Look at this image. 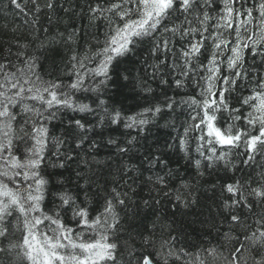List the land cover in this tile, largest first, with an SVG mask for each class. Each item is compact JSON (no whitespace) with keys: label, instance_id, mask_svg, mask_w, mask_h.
Segmentation results:
<instances>
[{"label":"snow or ice","instance_id":"6c2138e0","mask_svg":"<svg viewBox=\"0 0 264 264\" xmlns=\"http://www.w3.org/2000/svg\"><path fill=\"white\" fill-rule=\"evenodd\" d=\"M11 3L24 11V4L18 0ZM89 11L93 19L107 22L105 38L97 41L100 46L95 50L83 54L74 50L69 82L43 79L36 71L35 57L25 59L22 66L0 63V253L15 251L20 264H120L116 207L124 204L122 195L126 193L113 189L102 210L95 213L77 203V197L68 191L56 194L58 204L53 201L52 207L46 206L50 194L46 168L51 157L65 155L60 152L63 141L51 134L48 124L64 110L94 112L78 94L100 93L111 79L114 62L145 40L152 44V55L164 56L161 65L172 55L171 68L182 77L174 81L177 88L192 79L198 89L195 95L179 101L188 109V120L179 137L186 156L191 140H195V152L208 167L222 164L234 169L230 159L233 149L243 148L246 165L257 155L264 156V73L253 72L246 61L250 53L264 64V0H97ZM75 34L74 30L67 41L75 43ZM177 35L186 40L179 51L174 46ZM205 51L208 55L201 60ZM238 90L235 99L239 107H233L232 98ZM104 103L98 100V106ZM176 104L175 98H169L164 107L171 110ZM161 111L160 105L135 114L104 108L98 123L107 118L113 125L123 123L125 128L143 131ZM224 112L229 115L227 122L221 120ZM72 123L86 130L81 120ZM200 158L194 160L198 169ZM157 180L163 183L164 177ZM224 190L229 194L223 200L229 231L223 235L235 241L225 257L226 264H264V214L257 216L250 203L264 205V174L255 186L249 177L243 183H227ZM244 209L246 214H242ZM69 210L71 224L64 215ZM236 227L242 229L240 235L231 234ZM174 240L172 237L162 244L169 249L162 257L164 264H168V257L183 264H208L201 252L214 259L217 256L215 246L196 253L174 250ZM136 264H156V259L152 254H141Z\"/></svg>","mask_w":264,"mask_h":264},{"label":"trees","instance_id":"16d2710c","mask_svg":"<svg viewBox=\"0 0 264 264\" xmlns=\"http://www.w3.org/2000/svg\"><path fill=\"white\" fill-rule=\"evenodd\" d=\"M18 2L24 4L23 12L11 0H0V63L22 66L25 59L35 57L36 71L43 79L69 82L70 58L74 50L75 54L95 50L100 46L97 41L105 38L107 22L93 19L89 11L97 0ZM49 2L51 8L47 7ZM166 23L171 26V22ZM74 30L75 43L68 42L67 37ZM185 42L177 35L175 50L179 51ZM151 47V42L145 40L114 62L111 79L100 93L78 94L81 100L92 105L94 112L64 110L48 124L51 134L63 141L60 152L65 155L59 159L51 157L46 168L50 194L45 204L47 207H52L53 201L58 204L56 194L68 191L77 197V203L95 213L102 210L105 199L116 189L121 194L126 193L122 195L124 204L116 207L119 223L115 239L120 264L130 261L136 264L141 254H152L156 264H164L162 257L169 249L162 244L172 237H175L174 250L182 248L196 253L215 246V259L203 252L201 256L208 264H226L225 257L229 256L235 241L223 235L229 231L228 214L223 209V200L229 194L224 186L235 180L243 183L249 177L255 186L260 174H264V156L257 155L246 165L243 163L246 153L241 155L243 148L233 149L230 159L234 169L222 164L208 167L195 152V140L190 141L186 156L179 146V137L188 120V109L179 101L195 95L198 89L192 79H186L185 86L177 88L174 81L182 77L178 70L171 68L172 55L169 54L167 63L161 65L164 56L152 55ZM207 55L205 51L201 60ZM246 61L253 72L264 73L260 57L254 58L249 53ZM238 95L239 90L233 95V107H239L235 99ZM169 98L177 101L171 110L164 107ZM100 99L105 101L102 106H98ZM156 105H160L162 111L144 126L143 131L125 128L123 123L113 125L107 118L103 124L98 123L104 108L135 114ZM77 119L85 124L86 130L72 123ZM221 120L229 121L227 112L221 114ZM110 140L115 143H109ZM197 158L202 160L199 169L194 164ZM61 162L64 167H59ZM158 176L164 177L163 183L157 180ZM250 203L254 204L257 216L264 214V205L256 207L252 200ZM246 213L244 209L242 214ZM64 215L66 222L71 224V211ZM241 232L242 229L236 227L231 234L240 235ZM0 264H20V259L15 251L0 253ZM168 264H183V261L168 257Z\"/></svg>","mask_w":264,"mask_h":264}]
</instances>
